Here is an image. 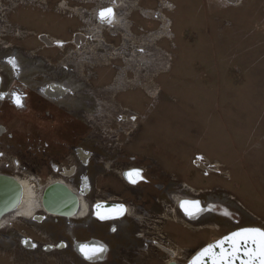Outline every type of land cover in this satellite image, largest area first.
Masks as SVG:
<instances>
[{"label":"rangeland","instance_id":"1","mask_svg":"<svg viewBox=\"0 0 264 264\" xmlns=\"http://www.w3.org/2000/svg\"><path fill=\"white\" fill-rule=\"evenodd\" d=\"M2 1L10 7L6 17L14 26L36 33L26 41L10 38L9 42L13 44L24 41L22 45L27 48L39 47L41 42L36 36L43 34L67 40L72 31L80 30L79 24L82 27V19L85 20L64 10H58L62 15L56 14L52 7H57L61 0H49L44 4L38 3L40 0L35 3L16 0L15 6L14 2L9 5L7 0ZM130 1H135L133 11L136 15L134 22L129 19L126 26L135 36L148 35L143 38V45L148 47L146 54H154L153 68L141 70L139 78L143 83L132 84L130 81L134 78L137 59L129 62L131 66L128 65L127 76L124 74L128 82L115 92L118 91L117 98L134 119L127 124L125 134H121L117 142L113 140L115 144L107 141L103 148L106 154L120 148V153L129 151L131 156H148L150 174L155 171V165L160 167L165 195L164 198L161 195L159 201L164 199L165 217L167 215L169 219L159 218L162 211L148 206L142 209L147 212L145 216H150L143 218L144 214L137 212L135 201L130 205V217L126 219L135 227L134 230L142 229V234L155 238L162 246L166 245L162 243L165 241L161 235L168 238L165 234L169 233L171 242L179 247L173 248L176 257H165L160 251H156L157 255L165 262L173 260L185 264L195 252L235 230L256 227L264 231V0H163L165 16L160 23L138 10L139 3L142 7H152L151 11L159 10L156 0ZM97 3V0H83V4L72 3L71 6L79 5L83 11L93 13L100 8ZM47 6L50 9H44ZM126 6L120 7L121 18L125 16ZM90 21L93 25L94 15ZM119 29L117 25L99 29L100 39L106 40L113 48L119 47L121 37H113ZM86 33L91 39H99L93 30L86 29ZM134 46V43L129 46V54L131 49H137ZM36 50L35 54H44L52 60L61 55L55 48H47L42 53ZM100 56L108 57V54L98 53L96 58ZM64 73L75 79V75ZM84 74L86 77L82 78L93 88L94 84H109L116 77L111 66L88 68ZM77 84L81 90L85 89L84 81ZM22 142H26L25 155L14 146L1 143L4 161L0 163L10 165L9 155L17 157L21 167H26V170H19L18 175L21 178L25 177L21 173L33 175L44 185L51 176L48 166L35 169L31 159L30 150L34 152L31 141L24 139ZM127 143L128 147H125ZM37 158L41 160L43 157ZM215 164L219 172H207L206 168ZM0 172L15 175L11 167H0ZM70 181L67 184L71 185ZM179 184L189 190H182ZM179 191L185 196L200 198L205 205L225 204L234 214L226 215L223 220L214 216L212 224H207L211 229H198L204 224L186 229L187 225L179 223L177 216L169 212V208L174 206L171 194ZM136 218H140V222L135 221ZM27 221L20 218L10 222L22 229ZM2 234L0 231V236ZM136 241L141 245L142 240ZM179 241L191 244L187 247ZM11 258L0 249V264H15ZM147 263L154 264L151 261Z\"/></svg>","mask_w":264,"mask_h":264},{"label":"flooded vegetation","instance_id":"2","mask_svg":"<svg viewBox=\"0 0 264 264\" xmlns=\"http://www.w3.org/2000/svg\"><path fill=\"white\" fill-rule=\"evenodd\" d=\"M48 1L44 0L46 3ZM113 1L118 2V0H97V5L99 6L102 2ZM125 1H127V6L124 10L125 16L122 18L125 22L124 25H127V23H130L129 19L133 20L136 15L135 13L132 15V4L135 1ZM72 3L83 4V0H67L66 5H71ZM52 8L56 14H63L58 12V10H61L59 5ZM44 9H50V7L47 6ZM121 14L122 11L119 15L121 16ZM112 18L113 13L109 22L112 21ZM82 23V27H84V19H82ZM82 27L79 24L78 29L80 30L72 31L69 39H58L65 45V54L69 53L70 56H74L71 55L72 46L85 42ZM19 29L27 33V38L34 35L21 28ZM93 31L100 38V31L96 29ZM124 32L125 30L120 27L118 34L113 36L114 38L117 36L121 37L119 47L108 46L107 51L104 52L108 54V57L100 56L93 62L92 67L111 66L112 74L116 73V77L110 80L109 84L101 86L94 84L95 88H93L86 79H83L86 77L84 72L88 69L82 70L81 76L83 78L81 77L77 81L75 79L78 78L73 71L64 70L66 73L75 75V79L69 77L70 87H68L67 81L58 80L60 77L62 78L60 75L64 71L60 74L54 73L48 66L51 72L37 74L31 78L30 84L33 88H26L19 81H16L14 85L4 87V80L2 81L0 75V110L15 105L18 113V120L14 122L15 130H17L15 138L19 142L17 146L21 148V154L25 155L23 151H25L26 142L23 144L22 141L24 139L31 141V148L34 149V152L30 150L32 153L31 159L35 169H38L39 166H48L47 171L51 176L56 175L70 179V189L78 196L82 195L90 206L98 203H121L126 207L124 215L107 221H100L93 217L90 208L83 218H61L39 212L34 218L27 221L29 224H25L24 229H18L10 222L22 217L9 215L10 218H8L5 226L0 229L4 233L0 236V249L2 253L11 255L12 263L148 264L147 261H151L154 264H179L172 260L165 262L156 253V251H160L165 257L171 258L168 253L171 250L174 252L173 256L176 257L173 248L178 249L179 247L171 242L169 233L165 234V236L168 235V238L161 235L162 240L165 241L162 243H165L167 247L162 246L155 238L150 239L142 234L141 232H144L142 229H135V231V227L126 219V217H130L129 209H131L130 205L134 201L137 202V212L144 214L143 218L147 219L150 216H145L147 212H145V208L142 209L143 206H148L152 210H161L162 214L159 218L163 219L161 216L167 210L164 209L165 186L160 167L155 165L156 169L151 175L150 167L147 164L148 156L144 158V154L143 158L131 156L128 154L129 151L120 153V148L115 149L119 150L118 153L112 150V153L106 154V149L100 143L98 130L93 124H88L86 118V116L92 114L91 116L95 123L112 122L104 118L105 113L103 111L112 113L119 107L128 109L123 107L119 97L117 98L118 91L114 92V90L109 88L114 81L119 83L115 89L121 88L122 85L128 82L125 76H127L128 65L129 67L131 66L128 61L132 58L131 53H128V48L133 43L126 46L122 45L123 36H127L126 32ZM41 36L47 39L52 38L48 34L36 36L40 42ZM12 50L16 51L17 57L19 56L26 60L42 58V55L39 54L36 56L26 54L18 46H14ZM62 56L63 54L59 55V57ZM103 57H107L109 63H105L104 60L100 62ZM120 61L123 62V65H121ZM90 73L92 72L89 71ZM78 81H84L85 89L81 90V87L77 84ZM86 95L89 97L85 98ZM16 99L22 100V106H17L15 103ZM126 122L129 121L127 120ZM127 128L128 126L125 129ZM86 146H89V148ZM125 147H128V143ZM37 157L43 158L39 160ZM126 171L132 172V178L137 180L136 184L131 185L122 177V173ZM117 179L125 187L121 186ZM179 185V188L184 190V187L181 184ZM187 189L189 190L188 187L186 191H188ZM161 195H163V198L159 201ZM196 199L202 202V207L205 209V212L197 219L190 220L185 218L180 210L176 209L177 215L184 219L190 229L193 225L203 224L205 226L200 227V229L210 228L211 225L207 224H212L214 216L217 220H223V218L227 217L226 215L231 216L232 213L234 214V211L225 204L209 206L205 205L200 198ZM140 218H136L135 221L140 222ZM234 221L237 222L236 220ZM139 225L141 224L139 223ZM183 227L186 226L183 225ZM186 229L189 228L187 227ZM138 239L142 240L141 245L136 241ZM179 243L181 242L179 241ZM190 244L183 245L188 247ZM85 245L97 248L102 246L105 250L98 255H94V261L92 262L86 259L85 255L80 251L81 246H84L85 251L91 254V248L85 247ZM169 245H171V249ZM138 259L141 260L136 261Z\"/></svg>","mask_w":264,"mask_h":264},{"label":"built area","instance_id":"3","mask_svg":"<svg viewBox=\"0 0 264 264\" xmlns=\"http://www.w3.org/2000/svg\"><path fill=\"white\" fill-rule=\"evenodd\" d=\"M15 1L16 0H7V3L10 5L14 2V6H15ZM27 2L31 3L30 0H27ZM66 2H67V0H62L59 3V7H61V5L64 4L62 6L63 9L61 8V10H64V12H69V13L71 12L72 14L74 13V15H76V16L85 18V20H84L85 31H83V36L85 38V42H83L82 44H79V45L72 46L71 55H74V56H70L69 53L65 54V49H64L65 45L60 40L55 39V38H50V40H51V42H50V40L47 39V41L49 42V45L52 48H56L57 50H59L61 52V54H63V56L59 57L55 62H51L49 59H46L43 56H42V58H44L43 60H44L45 65L48 66L49 68H51L54 73L60 74L64 70L73 71V73L76 75V77L78 79H80L82 77L81 76L82 70L88 69V68H93L92 67L93 62H94V60L97 59L96 55L98 53L101 54V53L106 52L107 48L109 46V43H107L106 40L104 41V40H101L100 38L99 39H91L90 35L88 33H86V29H88V30H94V29L99 30L102 28H108V29L112 28L111 26L107 27V24L102 23L100 21V18L98 17V13L101 10H104L107 8L112 9L113 18H114V15L116 14L117 26H118L119 23L121 22V20H120L121 16L119 15L121 13L120 7H122V6L125 7L127 3L125 2V0H121V3H122L121 5H120V0H118V2H115V3L102 2L100 4V8L96 12L90 13V12H88V10L83 11V8L81 6L66 5ZM101 5H104V6L101 8ZM8 8H10V7L6 6V4H4L3 1L0 0V50H2V49L3 50L13 49V47L15 45L12 44L11 41L9 42L10 38L26 39L28 36L27 33H25L24 31L20 30L18 27L14 26L10 23L9 19L6 17L8 14V13H6V11ZM91 15L95 16V22L93 25H92L91 21L89 20L91 18ZM113 18H112V20H113ZM98 21H99V23H98ZM102 26H104V27H102ZM127 28H128V26L123 27L122 29L125 30L128 37H131L130 36L131 30H130V28H128V29ZM146 36H148V35H146ZM93 42H95L96 44H93ZM144 42H145V40L142 43L144 44ZM143 44H142V47H140V48L137 47V49H135V48L132 49V51H133V53L131 52L132 58L129 59V61H128V62H131V60L133 61V60L137 59L135 65H137L136 70H138V71L140 70V74H142L141 70H145L146 68L148 69V67L153 68V66H151V64H152L154 54L153 55L146 54L148 52L147 51L148 47H146ZM150 46H152V44ZM153 46H155L154 43H153ZM42 47H45V44L42 43ZM23 52L28 54V55H32V56L37 55V54H35L34 50H30V51L23 50ZM163 54H164V52H163ZM92 59H94V60H92ZM101 60H104L105 63H109V60L107 59V57H103ZM155 63L158 64L159 62H155ZM160 65H161V61H160L159 66ZM0 73H1V70H0ZM130 82L132 84H137V83H141L142 80L140 78L136 79L134 77ZM134 82H137V83H134ZM117 84H119V83L114 81L113 84L109 88H111V90H114V92H115V88H116ZM114 92H111V93H114ZM93 93H95V92L93 91ZM127 110L128 109H126V108L119 107V109L112 111V113H108L107 115L105 114L104 117L109 119L112 122L95 123V122H93V118L91 115L90 116L85 115L87 118L88 124H93L94 127L95 126L97 127L98 137L101 140L100 143L102 146L107 141L115 144L119 140L120 135L125 134V128L127 127V124L129 122H131L132 119H134L133 116L128 115L129 111H127ZM114 114L116 116H114ZM127 120L129 122H126ZM113 140L116 142H113ZM108 149H110V147ZM3 157H4L3 153L0 152V161H4ZM9 159H10V165L6 162H2V163H0V167H4L5 169L8 167H11L15 171V173H14L15 175L14 176L7 175V176L13 177L15 179L16 176L20 175L19 170H26V167H24V169L21 167L22 165L19 162L17 157H12L9 155ZM0 174L6 175L3 172H0ZM24 174L25 173H21V176ZM59 178H60V180L65 181L66 184H64V185H66L67 187L71 186L70 184H67V181L69 180L68 178L66 179V178H62L59 176L57 178H55L53 176H50L49 180L46 183H44V185L42 184L43 188L45 189L50 184H53L52 183L53 180H56ZM69 188H71V187H69ZM13 216L15 217V214Z\"/></svg>","mask_w":264,"mask_h":264},{"label":"water","instance_id":"4","mask_svg":"<svg viewBox=\"0 0 264 264\" xmlns=\"http://www.w3.org/2000/svg\"><path fill=\"white\" fill-rule=\"evenodd\" d=\"M112 3L115 2L113 1ZM109 19L102 21L100 18V21L107 24L110 21ZM41 40L46 41L44 36H41ZM46 44L49 45V42ZM2 131L3 128L1 127L0 132ZM132 176L133 174L130 171L122 173V177L129 184L134 185L137 180H134ZM21 195L22 190L19 183L13 177L0 174V219L18 209ZM41 203L45 211L43 213L61 218H72L76 217L79 198L69 187L56 182L44 189ZM177 208L185 218L190 220L197 219L205 212L202 202L196 198L180 200ZM125 211L126 207L121 203H98L90 207L92 216L100 221L119 218L124 215ZM247 229H258L264 232L262 229L256 227H244L235 230L195 252L187 264H222L225 258H227V264H248L250 259L259 255L261 242L264 238H261L259 233L245 232L244 230ZM236 233H240V235L234 236L233 234ZM85 247L91 249L97 248L90 245H85ZM89 260L93 262L94 258ZM256 264H260V261L257 260Z\"/></svg>","mask_w":264,"mask_h":264},{"label":"bare ground","instance_id":"5","mask_svg":"<svg viewBox=\"0 0 264 264\" xmlns=\"http://www.w3.org/2000/svg\"><path fill=\"white\" fill-rule=\"evenodd\" d=\"M30 1H31V3H35L38 0H30ZM137 1L139 2V0H137ZM156 2H157V6H160L159 10L151 11L152 7H148V6H143L142 7L140 5V3L138 4L139 5L138 10H139L140 14L145 15V17H149V18L155 19L156 22L159 21V23H160V22L163 21V16H165L164 9H163L164 6L162 5L164 1L163 0H156ZM38 3H40V4L43 3L44 4V0H40V1H38ZM121 4L122 3L120 1V5ZM63 5L64 4H62L60 8L63 9V7H62ZM135 5L136 4L133 3L132 7L134 8ZM165 7H168V6H165ZM134 13L135 12L132 10V15ZM151 13H152V15H151ZM120 20H121V23H119L118 27L119 26L122 27V28L126 27V25H124L125 22H124L123 18H121ZM116 25H117V16L115 14L113 20L109 24L107 23V27H110V26L111 27H115ZM143 38H146V36L139 37V36H135V35H132V34H131V37L123 36L122 45L126 46V45H129L130 43H134L135 47L140 48V47H142V44H143L142 42L144 41ZM48 39L50 40V38H48ZM50 42H51V40H50ZM133 73H134V77L136 79H138L139 78V74H140V70L138 72H136V70H133ZM155 76H157V75H155ZM134 83H137V82H134ZM216 166L217 165L215 164V165H212L211 167L206 168L207 172L209 170H211V172L213 171L215 173L219 172L217 170ZM23 176H25V177H23V178H21L19 176L15 177V180L19 183V185L21 187L22 195H21V200H20V204L18 206V209L13 214H15V217H22V218H24L26 220H30V219H32V218H34L36 216L37 212H45L44 209H43L42 203H41V198H42V194H43L44 188L42 186V183L40 181H38V179L35 176L27 174V173H25ZM56 182H60L62 184H66L65 181L64 180H60V178L52 181V183H56ZM69 187H71V186H69ZM183 187H184V191H186V187L185 186H183ZM195 194H197V193H195ZM78 198H79V203H78L79 207H78V210H77V213H76V218H83V217L86 216V214H87V212H88V210L90 208V205L87 203V201L83 198L82 195L78 196ZM182 199L191 200V199H194V198L183 195L182 191H179L178 193L171 194V200H172V203H173L174 206L169 208V212L172 213L174 216H177V221L179 223L186 224L184 219L182 217H178L177 212H176L178 202L180 200H182ZM166 213H167V211L164 213L163 216H161V217H163V219H169V218H166L167 215L165 217ZM129 214H130V209H129ZM9 217L10 216H8V217L5 216L4 218L0 219V229L5 226V223L8 221ZM174 222H176V221H174ZM186 225L190 229L188 224H186ZM198 229H200V228H198ZM209 229H211V227ZM168 253L171 255V259H173L174 252L170 250Z\"/></svg>","mask_w":264,"mask_h":264},{"label":"crops","instance_id":"6","mask_svg":"<svg viewBox=\"0 0 264 264\" xmlns=\"http://www.w3.org/2000/svg\"><path fill=\"white\" fill-rule=\"evenodd\" d=\"M23 30L28 31L26 29H23ZM26 40L27 38L24 41ZM23 42L16 41L14 45L19 46L20 49L26 50V51H30V50L35 51L36 49H39V50H36V51H39V53L40 52L42 53L47 48H52L47 44L45 45V47H42V45L40 44L39 47L37 48L36 47L27 48L22 45ZM16 54H17L16 51L12 49L11 50H0V58H1L0 75L2 77V81L4 80L3 82L4 87H9L11 85H14L16 81H19L26 88L27 87L33 88V86L31 87V84H30L31 78L33 76H36L37 74H46L48 72H51L50 70L51 68L49 69L45 65L43 59L46 58V59H49L51 62H55L59 57V54H58V57L55 60H52L48 58L47 56H45L44 54H42L44 58L26 60L25 58H22L19 56L17 57ZM60 76H62V78L60 77L58 80L63 79L62 82H64V80L67 81V83L69 82L70 76H68L65 73L61 74ZM17 118H18V113H17V110L15 109V105H11V106L4 108L3 110H0V126H2L3 128V131L0 132V144L2 143L4 145H11V146H14L15 149L20 150L21 148L17 146L19 142L17 140L15 141L17 130H15L14 122H17L18 120ZM13 143H16V145H13Z\"/></svg>","mask_w":264,"mask_h":264},{"label":"snow or ice","instance_id":"7","mask_svg":"<svg viewBox=\"0 0 264 264\" xmlns=\"http://www.w3.org/2000/svg\"><path fill=\"white\" fill-rule=\"evenodd\" d=\"M112 14V9H104V10H101L98 15L99 17L101 18V20H107L110 18ZM15 103L17 104V106H22V100L21 99H16L15 100ZM245 232H249V233H259L260 237L261 238H264V232H261L260 230L258 229H247V230H244ZM234 236H239L240 233H236V234H233ZM105 249L100 246L98 248H95V249H91L90 252L91 254H89V252H86L85 251V248L84 246H81V253L83 255H85V258L86 259H92L94 255H98L99 253L103 252ZM259 260L260 261V264H264V239H262V242H261V246H260V250H259V255L256 256L255 258L253 259H250L248 264H256V261ZM222 264H227V258H225L224 261H222Z\"/></svg>","mask_w":264,"mask_h":264}]
</instances>
